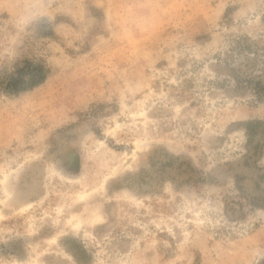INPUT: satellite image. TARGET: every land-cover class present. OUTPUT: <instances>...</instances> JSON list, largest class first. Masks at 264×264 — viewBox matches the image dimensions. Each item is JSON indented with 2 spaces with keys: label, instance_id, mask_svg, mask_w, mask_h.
Masks as SVG:
<instances>
[{
  "label": "rangeland",
  "instance_id": "1",
  "mask_svg": "<svg viewBox=\"0 0 264 264\" xmlns=\"http://www.w3.org/2000/svg\"><path fill=\"white\" fill-rule=\"evenodd\" d=\"M0 264H264V0H0Z\"/></svg>",
  "mask_w": 264,
  "mask_h": 264
},
{
  "label": "trees",
  "instance_id": "2",
  "mask_svg": "<svg viewBox=\"0 0 264 264\" xmlns=\"http://www.w3.org/2000/svg\"><path fill=\"white\" fill-rule=\"evenodd\" d=\"M30 76L31 77L29 78V82L24 84V86H25L24 89L40 84L45 78V76L43 74H41L40 70H38L36 68L33 70L32 74ZM19 81L20 82H18V83H25L24 80H22V79H20Z\"/></svg>",
  "mask_w": 264,
  "mask_h": 264
}]
</instances>
